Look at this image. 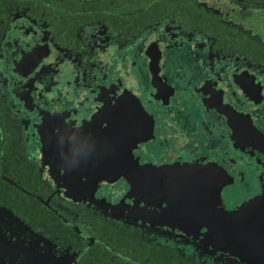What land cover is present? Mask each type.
<instances>
[{
    "label": "flooded vegetation",
    "instance_id": "1",
    "mask_svg": "<svg viewBox=\"0 0 264 264\" xmlns=\"http://www.w3.org/2000/svg\"><path fill=\"white\" fill-rule=\"evenodd\" d=\"M0 264H264V0H0Z\"/></svg>",
    "mask_w": 264,
    "mask_h": 264
},
{
    "label": "water",
    "instance_id": "2",
    "mask_svg": "<svg viewBox=\"0 0 264 264\" xmlns=\"http://www.w3.org/2000/svg\"><path fill=\"white\" fill-rule=\"evenodd\" d=\"M195 170H197L198 171V169H195ZM204 171V168L202 167V168H200V172H203ZM246 209V208H245ZM244 208H242V209H240L237 213L239 214V216L241 215V213H243V212H245L246 210H245Z\"/></svg>",
    "mask_w": 264,
    "mask_h": 264
}]
</instances>
